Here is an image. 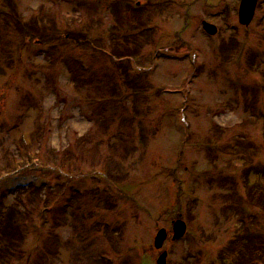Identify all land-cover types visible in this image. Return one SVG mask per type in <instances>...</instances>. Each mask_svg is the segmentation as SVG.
<instances>
[{
  "label": "rangeland",
  "instance_id": "rangeland-1",
  "mask_svg": "<svg viewBox=\"0 0 264 264\" xmlns=\"http://www.w3.org/2000/svg\"><path fill=\"white\" fill-rule=\"evenodd\" d=\"M13 1L0 9V178L13 183L1 171L29 152L37 165L13 174L28 167L54 184L30 201V189L3 197L24 239L0 249V264H156L162 250L166 264H222L238 236L260 242L264 212L249 193L264 179V0L247 26L237 23L240 0ZM22 23L41 25L32 36L57 48L21 49ZM78 30L106 51L131 38L145 68L126 79L136 96L98 48L72 45ZM69 172L78 177L66 183ZM176 217L188 226L173 240Z\"/></svg>",
  "mask_w": 264,
  "mask_h": 264
},
{
  "label": "trees",
  "instance_id": "trees-1",
  "mask_svg": "<svg viewBox=\"0 0 264 264\" xmlns=\"http://www.w3.org/2000/svg\"><path fill=\"white\" fill-rule=\"evenodd\" d=\"M148 31L147 28H140V31L138 33V37L140 36L141 38L144 39V37L148 36L145 34V32ZM146 35V36H144ZM75 41L78 39H74ZM136 40V39H135ZM131 41V38L128 42L124 44H120L117 48H114L112 44V51H110L112 57L115 58H122L125 56H135L136 52L138 51L137 48L136 50H130L126 45L129 44ZM124 45V46H123ZM224 46V45H222ZM110 56V55H109ZM112 57L110 56L111 60L109 58L105 59L104 61H108L109 64L113 65V69L116 70L118 74V80L123 81L128 84L127 87L131 89V93L133 96H136L138 93V84H135L134 79H130L129 82L126 81L128 79L130 72L124 65L116 64L113 60ZM121 75V76H120ZM133 77V76H132ZM116 89H112V93H115ZM85 141V140H83ZM20 146L22 145L23 138H20ZM253 188L250 190V201L251 204H256L259 203L261 210L264 212V186H261V184L254 183ZM21 191H28L25 188L19 187L14 190H10L8 192H4L3 194L1 193L0 195V245L3 243L2 247L7 246L11 244V246L14 247V249L21 248L20 245L16 246L14 245L13 240H15L18 244L23 243V237L22 235H19L20 230H19V225L16 223V220L18 219L17 217L19 216V213L16 210L15 205H7L4 203L2 200L3 197L5 199L6 195L12 194V193H20ZM39 193V189H30L28 192V195L30 198L28 199L33 200L34 196ZM7 209V210H6ZM264 228V225H263ZM9 232L8 237H5L6 234ZM4 233V234H3ZM16 234V235H15ZM22 234V233H21ZM246 236H249V234H245L242 236H238L237 240L232 241L235 249V252L233 251V254H235V257L232 261L231 264H253V262H262L264 264V254L263 250L260 249L262 247L264 249V239L263 237L260 238L261 242L259 245L257 243H252L251 241L247 242L244 245V242L242 239H246ZM260 237L262 235H259ZM2 238V240H1ZM8 238V239H7ZM11 240V241H10ZM240 240V241H239ZM10 241V243H8Z\"/></svg>",
  "mask_w": 264,
  "mask_h": 264
},
{
  "label": "water",
  "instance_id": "water-1",
  "mask_svg": "<svg viewBox=\"0 0 264 264\" xmlns=\"http://www.w3.org/2000/svg\"><path fill=\"white\" fill-rule=\"evenodd\" d=\"M255 2L256 0H242L241 1L239 17L243 23L247 24L250 21L253 15ZM203 27L210 33L215 32V27L206 22H203ZM173 229H174L173 239L179 238L180 236L183 235L185 231L184 222L181 220H176L174 222ZM165 238H166V231L165 229L162 228L157 232V234L154 237L155 248L157 249L160 248ZM165 258H166V252L163 251L157 259V264H165Z\"/></svg>",
  "mask_w": 264,
  "mask_h": 264
}]
</instances>
